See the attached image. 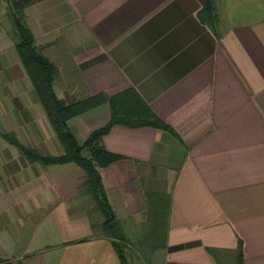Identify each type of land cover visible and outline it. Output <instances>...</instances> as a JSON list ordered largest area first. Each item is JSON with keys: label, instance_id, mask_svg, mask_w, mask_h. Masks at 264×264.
Returning <instances> with one entry per match:
<instances>
[{"label": "crops", "instance_id": "obj_1", "mask_svg": "<svg viewBox=\"0 0 264 264\" xmlns=\"http://www.w3.org/2000/svg\"><path fill=\"white\" fill-rule=\"evenodd\" d=\"M16 12L56 64L59 97L107 98L69 121L80 142L113 104L124 115L146 104L171 127L115 124L102 138L120 156L100 173L131 263L264 264V0H0V257L120 264L75 213L83 196L92 215L84 170L31 162L3 136L63 152L17 51ZM149 227H166L164 247Z\"/></svg>", "mask_w": 264, "mask_h": 264}, {"label": "trees", "instance_id": "obj_2", "mask_svg": "<svg viewBox=\"0 0 264 264\" xmlns=\"http://www.w3.org/2000/svg\"><path fill=\"white\" fill-rule=\"evenodd\" d=\"M8 1L12 2L15 0ZM212 13L213 6L208 2L200 13L201 19L208 24H212ZM14 23L19 33V42L16 45L17 51L47 112L48 119L55 130L57 138L63 146V152L60 154L41 153L37 149L21 143L13 133H3V136L10 143L16 145L31 162H39L44 165L67 163L79 165L86 174V181L83 185L84 191L96 201L103 215V220L99 224L102 234L111 240L118 254L120 264H131L127 253L129 241L124 235L123 228L108 200L100 173L101 168L117 161L120 156L106 150L103 146L102 138L115 124H124L130 127L153 126L168 130L171 127L160 119L146 104L143 105V110L136 115L121 114L118 106L116 108L113 104L111 120L106 125L92 131L84 142H80L72 131L69 121L73 117L89 110L95 103L97 105L103 103L106 98L105 95L101 94L99 97L75 103H68L64 98L59 97L54 89L59 72L56 64L36 44L35 35L27 24L24 13L16 12ZM165 230L166 227H149L150 238L152 241L155 240V245L152 249L164 247ZM89 238L90 236L83 237L68 241L65 244L83 242ZM0 264H21V262L0 257Z\"/></svg>", "mask_w": 264, "mask_h": 264}, {"label": "rangeland", "instance_id": "obj_3", "mask_svg": "<svg viewBox=\"0 0 264 264\" xmlns=\"http://www.w3.org/2000/svg\"><path fill=\"white\" fill-rule=\"evenodd\" d=\"M17 37H18V34H17ZM82 198H83V196H78L77 197L76 203H77V207H79V208L77 209L78 211H76L75 213H77V212H83L84 214H86V216H88V218H89V220H90V222L92 224L91 227H89V229H90L89 232H91V234L101 233L102 230H101V226L98 224L99 223V219L98 218H99V216H101L102 213H101L99 207L97 206L96 201L93 200L92 197H91V202H92V215H90V214H88V211H87L89 209V207H90V206H88L89 201H84V200L80 201V199H82ZM133 250L135 251V249H132V248H128L127 249V253L129 255V258H131V256H133V253H134Z\"/></svg>", "mask_w": 264, "mask_h": 264}]
</instances>
